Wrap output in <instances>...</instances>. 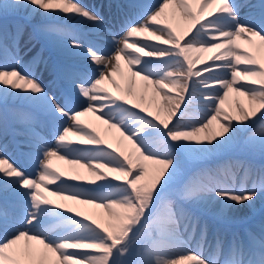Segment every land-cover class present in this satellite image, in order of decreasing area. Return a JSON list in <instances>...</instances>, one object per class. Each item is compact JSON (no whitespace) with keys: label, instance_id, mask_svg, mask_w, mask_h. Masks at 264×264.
Here are the masks:
<instances>
[{"label":"snow or ice","instance_id":"snow-or-ice-1","mask_svg":"<svg viewBox=\"0 0 264 264\" xmlns=\"http://www.w3.org/2000/svg\"><path fill=\"white\" fill-rule=\"evenodd\" d=\"M117 8L113 30L85 0H0V12L34 21L30 41H49L63 57L44 60L42 45L26 61L24 26L0 27V135L10 119L20 125L15 143L31 168L0 144V264H264V225L247 242L237 233L226 242L217 229L212 245L205 218L213 208L234 216L264 196V167L251 187H237L236 172L252 176L250 164L209 166L236 149L264 156V0H130ZM177 21L186 27L178 31ZM81 54L79 63L67 59ZM41 63L47 82L37 75ZM230 93L247 103L225 108ZM89 112L115 130V144L83 124ZM53 158L71 171L53 167Z\"/></svg>","mask_w":264,"mask_h":264},{"label":"bare ground","instance_id":"bare-ground-1","mask_svg":"<svg viewBox=\"0 0 264 264\" xmlns=\"http://www.w3.org/2000/svg\"><path fill=\"white\" fill-rule=\"evenodd\" d=\"M92 0H85L86 3H91ZM260 2V0H244L241 3H252V4H258ZM249 9L244 8L241 9L242 14L246 11H248ZM102 13V11H101ZM14 13L9 10L7 12V14H4L2 12H0V17H5L8 16L10 17L11 15H13ZM17 15V14H14ZM19 15H23L22 13ZM3 19V18H2ZM29 20V19H28ZM2 22H7L6 20H3ZM28 23H34V21L29 20ZM28 23L27 24H22L24 26L25 29V34L24 36L21 38V42H20V49H21V55L24 57V59H26L27 57L31 56V52L36 48L37 46V42H33L31 43L33 40H29V36L28 33H30L29 29H28ZM187 22L184 21H177L174 22V27L177 28V30H182L184 27H186ZM83 26V25H82ZM120 27V22H117L113 25V30H117ZM238 43L242 46V47H250L247 42L244 39H240L238 40ZM49 47L53 50L58 52L60 55L61 53L56 49V47L54 46L53 43L49 42ZM46 49H44L43 52V58L46 56ZM211 55V53H205L203 54L204 58L207 59V57ZM62 56V55H61ZM49 55L46 57V60L50 62L51 59L48 58ZM83 59L82 54L78 55L75 57V62H80ZM121 65L122 68L124 69L125 73H127V66L125 65L123 59L121 60ZM39 71L37 72L38 76H42V78L44 80H46L48 78L49 75H47L48 72H46L44 70V64L41 63L39 65ZM118 83L120 84L121 89H125L128 87V79L122 78L121 76H117L116 77ZM136 82L132 85L133 90L135 92H140L142 90V82L140 81L139 77L135 78ZM105 86L108 87L111 91H115V88H113L112 84L108 81L105 82ZM151 99V88H149V93H148V97L146 98V100L143 102L144 106H148L149 101ZM237 99L240 100L241 103L246 104V98L244 97H237L235 93H230L229 97L226 99L225 101V108H231V109H235L236 106V102ZM157 101H159V96H157ZM19 103V102H16ZM154 107V106H153ZM0 108H2V105H0ZM99 113H85L83 116L80 117L81 121L83 122L84 125L89 126V129H95L96 132H98L100 134V136L102 138H104L106 141H108L109 143H113L115 144V139L114 137H116L118 134L115 132V130H107V125H104L97 117H98ZM36 117V115H35ZM17 124V123H16ZM19 125V124H18ZM17 129H15L16 131ZM37 130H41L39 124H37ZM14 131V132H15ZM16 138L17 141L22 140V137L19 136H14ZM71 139L73 141H77L79 138L76 136H72ZM0 144H4L7 145L8 148V153L10 156H12L14 159L17 160L18 163H20L21 165L25 166V167H29V170H31L30 166L28 164L25 163V160L20 161L17 159L16 154L14 152V150H11L10 145V139L4 135H0ZM238 150V149H236ZM236 150H232L229 152H225V153H220L214 157L211 158V160L209 161V164L212 163V161H220L222 159H225V157L231 155L234 153V151ZM249 156H255L256 158H260L261 161L264 160V156H261L259 153H255V154H248L247 156H245L246 159H248ZM53 167L59 169L62 172H70L72 166L67 164L66 161H62V160H58L56 158H53ZM145 163H150V162H145ZM68 167V168H66ZM263 166L259 165L258 168L259 169ZM256 178V177H255ZM254 178V179H255ZM237 185V184H236ZM248 186V185H247ZM249 187V186H248ZM0 196L3 197V194L0 193ZM52 199H56L55 197H51ZM9 202H11V195L9 194ZM83 207V206H82ZM89 211H94L95 213H97V218L98 219H103L104 218V210L103 209H96V210H91L89 209ZM119 211V210H117ZM99 214H104V215H99ZM210 216H220L216 214V208H213L211 210L208 211V215L207 217H205L208 221V223L211 225V229H213L214 231H216L217 229L221 230V227L219 228V226L214 225L213 222L210 220ZM220 220H222L227 226H232L234 227L235 231L240 232L244 234V235H248V232H254L253 229H251L250 227V222L253 220H261L264 218V196H261L259 199H257L255 201V204L251 207V208H246L244 209L242 212L236 213L234 216L233 215H229L228 217H224V216H220ZM255 233V232H254ZM243 240V239H242ZM24 242L21 241V244H23ZM33 244L35 242H32Z\"/></svg>","mask_w":264,"mask_h":264},{"label":"rangeland","instance_id":"rangeland-1","mask_svg":"<svg viewBox=\"0 0 264 264\" xmlns=\"http://www.w3.org/2000/svg\"><path fill=\"white\" fill-rule=\"evenodd\" d=\"M77 141H78V140H77ZM236 152H239V150H236L235 153H236ZM240 153H241V152H240ZM240 153H238V154H240ZM232 159L235 160L234 158H232ZM207 215H208V213H207ZM216 217L219 218V221H220V218H221V217H220V216H216ZM221 222H223V221L221 220ZM261 222H264V220H261ZM261 222H259V224H262ZM262 225H263V224H262ZM253 228H254V227H253ZM251 229H252V228H251Z\"/></svg>","mask_w":264,"mask_h":264}]
</instances>
